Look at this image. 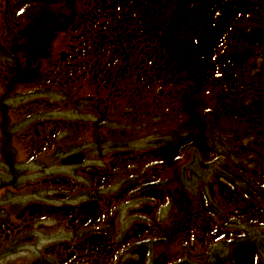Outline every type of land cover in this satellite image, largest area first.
Instances as JSON below:
<instances>
[{
    "label": "flooded vegetation",
    "instance_id": "flooded-vegetation-1",
    "mask_svg": "<svg viewBox=\"0 0 264 264\" xmlns=\"http://www.w3.org/2000/svg\"><path fill=\"white\" fill-rule=\"evenodd\" d=\"M252 1L259 14L264 0ZM9 4L0 0V264H264V124H244L236 141L214 125L227 113L189 109L168 124L133 34H79L105 47L80 43L92 65L74 62L84 53L68 55L65 40L43 65L52 34L27 29L51 19L24 10L21 21L19 1ZM40 5L51 8L23 9Z\"/></svg>",
    "mask_w": 264,
    "mask_h": 264
},
{
    "label": "rangeland",
    "instance_id": "rangeland-1",
    "mask_svg": "<svg viewBox=\"0 0 264 264\" xmlns=\"http://www.w3.org/2000/svg\"><path fill=\"white\" fill-rule=\"evenodd\" d=\"M18 1L19 20H29V17L24 19V10L30 12L32 8H23L35 0ZM108 2L49 0L56 19L52 20L53 11H48L43 18L47 16L46 20L51 19V22L47 21L35 31L33 25L27 29L37 34L47 31L52 34L48 37L51 50L47 51L42 64L49 65L57 60L55 51L65 40L71 41L73 47L67 50L68 55L76 53L77 48L84 53V56L73 57L74 62L83 59L92 65L95 57L84 47L80 48V43L96 51L98 46L102 47L100 41L96 38L81 41L77 38L79 34L131 33L136 39L132 43L133 60L140 61V66L143 61L142 71L147 80L152 82L154 90L162 89V110L165 121H169L166 125L182 122L180 117L189 109L201 112L206 108L216 114L227 113L232 119L214 121L227 141L239 139L237 130H243L244 124L248 132L256 125L262 127L264 106L258 110L260 104L253 101L264 98V9H260L259 14L251 13L253 6H249L255 5L252 0H242L243 4L237 8L242 11L235 8V0H192L191 5L190 0H115L112 12ZM9 3L11 7V0ZM23 26L31 24L24 21ZM139 34L142 36H134ZM253 65L258 66L254 71L258 72L253 83L254 95L249 93L250 97L242 98L238 93L250 90ZM231 70L236 72L230 74L237 76L233 84L227 74ZM240 76L245 80L243 87ZM243 107H247L245 114L252 110L256 116L248 115L250 119L244 122L245 118L238 116L243 114ZM256 140L264 142V135ZM241 143L250 146L246 140Z\"/></svg>",
    "mask_w": 264,
    "mask_h": 264
},
{
    "label": "trees",
    "instance_id": "trees-1",
    "mask_svg": "<svg viewBox=\"0 0 264 264\" xmlns=\"http://www.w3.org/2000/svg\"><path fill=\"white\" fill-rule=\"evenodd\" d=\"M190 5H191V3H190ZM32 10V13H34L33 14V17H39V16H42V17H44V11H45V6H43V5H40V6H37V7H35V8H33V9H31ZM34 10V11H33ZM39 11H41V12H39ZM49 11H53L52 9H50ZM53 14H54V11H53ZM52 16V15H51ZM45 18H47V16L45 17ZM51 19L53 20V19H56V17H55V14L51 17Z\"/></svg>",
    "mask_w": 264,
    "mask_h": 264
}]
</instances>
